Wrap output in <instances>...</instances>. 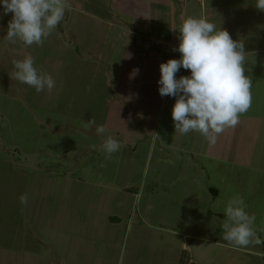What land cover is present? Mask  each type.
<instances>
[{
    "label": "crops",
    "instance_id": "0c3cea01",
    "mask_svg": "<svg viewBox=\"0 0 264 264\" xmlns=\"http://www.w3.org/2000/svg\"><path fill=\"white\" fill-rule=\"evenodd\" d=\"M67 4L42 56L41 48L9 44L5 30L11 13L0 15V41L5 42L0 69L4 84L14 86L7 87L4 96L24 101L28 113L43 110L40 118L32 116L37 128H30L23 117L16 121L14 131L25 142L17 140L19 144L12 146L27 163L14 157L1 161L13 171L27 168L29 181L40 177L47 182L38 206L45 222L35 219L39 211L33 200L32 214L19 228L22 237L11 247L18 255L0 256V262L264 264V222L254 223L259 244L237 247L222 240L226 201L236 194L246 197L237 186L241 172L252 179L249 197H264V11L255 8L254 0H67ZM188 16L212 20L234 40H242L248 53L244 67L252 81L251 107L235 127L218 135L215 144L198 132H175L171 116L175 98L158 93L159 65L179 59L173 51L179 43L176 30ZM69 37L73 61L67 58ZM166 46L172 48L170 55ZM6 51L13 59H23L24 53L33 56L38 70L55 80L54 88L37 92L15 80ZM134 69L139 73L133 78ZM86 70L91 78L84 76ZM188 74L181 69L177 78ZM85 86L95 111L85 112L80 125L54 128L47 116L54 105ZM164 116L168 127L161 126ZM100 125L104 134L96 133ZM64 132L83 135L86 143L53 146L42 137ZM108 136L121 145L110 158L100 150ZM73 152L81 155L71 156ZM113 155L118 159L110 164ZM52 156L60 169L45 166ZM53 182L59 188L50 187ZM83 182L88 188H79ZM36 195L33 191L31 197ZM245 210L252 214V205H245ZM28 238L33 248H27Z\"/></svg>",
    "mask_w": 264,
    "mask_h": 264
},
{
    "label": "clouds",
    "instance_id": "9594fccd",
    "mask_svg": "<svg viewBox=\"0 0 264 264\" xmlns=\"http://www.w3.org/2000/svg\"><path fill=\"white\" fill-rule=\"evenodd\" d=\"M254 6L264 11V0H254ZM67 8V0H0V15L11 13L5 35L8 43L42 46L64 19ZM176 31L179 43L173 51L180 57L159 65L158 93L175 98L171 111L175 132H198L209 144H215L218 135L225 128L235 127L251 107L252 81L244 67L248 53L242 40H234L206 17L188 16ZM12 66V77L37 92H50L55 86L53 77L39 71L31 55L13 59ZM181 69L189 70V74L177 78ZM138 73L139 69H134L131 76ZM105 132L103 125L97 126V134ZM120 147L108 136L100 150L110 158ZM19 201L27 204V195L22 194ZM223 214L222 240L237 247L261 243L254 231L256 217L245 210L239 194L226 201Z\"/></svg>",
    "mask_w": 264,
    "mask_h": 264
},
{
    "label": "rangeland",
    "instance_id": "374dc122",
    "mask_svg": "<svg viewBox=\"0 0 264 264\" xmlns=\"http://www.w3.org/2000/svg\"><path fill=\"white\" fill-rule=\"evenodd\" d=\"M69 11V10H68ZM7 30V29H6ZM5 30V31H6ZM5 33V32H4ZM6 35V33H5ZM6 38V36H5ZM71 38L69 37V48H70V54L67 55V58H70V61H73V57H75L73 50V46L71 44ZM4 40L1 39L0 41V49H2L5 44L3 42ZM47 39L44 41L42 46L33 45L31 47H36V49L41 48V52L38 53L40 56L45 54L44 45L46 43ZM23 45V44H22ZM72 48V50H71ZM169 50V47L166 46ZM34 48L32 51H36ZM38 50V52L40 51ZM172 50V49H171ZM6 53H9V51H6ZM167 53V52H166ZM28 55V53H24ZM168 54V53H167ZM3 54L0 53V57H2ZM8 61V64H12L13 60V54L9 53L7 56H5ZM42 58V57H41ZM6 63V64H7ZM8 68V67H7ZM89 70H86L84 73V76L90 77V74H88ZM2 69H0V256L4 259H13L14 256L18 255V252H13L11 250V247L13 244L16 246V240L22 237V230L19 229L20 225L23 224V221L26 223V221L29 219L28 217L32 214V212L29 211L30 204L33 200H37L38 203L37 209L39 211L38 214L40 216H35V219L38 221L42 217V223L45 222L44 220V213H40L39 210V199H42L41 197L44 195V190L47 188L46 184L47 182L44 181V178L41 179L40 177H36L35 180L29 181V171H27V168H22L19 171H13V166L9 168L8 162H2L3 159H10L12 160L13 157L16 162H26L27 158L22 159L21 156H19L18 151H14L12 144H15L16 146L19 144L18 141H23V137L20 136L18 138L19 134L15 133V127H16V121L18 120V117H23V121L26 122L30 128H37V125L33 119V115L37 114V117L40 118V114L43 113L42 109H38L36 111H28L22 106L24 101L15 102L14 100L4 96L7 87L9 89H12V85H5L3 82V76H2ZM73 73V71H72ZM98 76V74H96ZM91 78V77H90ZM2 79V80H1ZM5 80V79H4ZM97 82V81H96ZM72 89H75L78 87L77 84H70L69 86ZM90 87V85H89ZM71 91V90H70ZM68 98V100H63L54 105L53 111L49 113L48 118H50L52 122V126L54 128H64L69 123L70 125H80L79 119H81L82 115H85L86 113H93V107H91V103L89 102L91 100L92 93L90 92V89L87 91V86H85L84 90L82 91H76ZM26 105L28 102H25ZM49 104L53 105L54 102H48ZM95 111V110H94ZM66 114H69L70 116H65ZM44 115V114H43ZM85 118V117H84ZM89 118V117H88ZM167 116L163 117L162 125L163 127H168L167 125ZM166 125V126H165ZM64 126V127H63ZM171 128V127H169ZM173 128V127H172ZM15 130V131H14ZM44 141L46 143H50L53 146H59L61 144H72V143H86L85 136L83 135H77L76 132H64L62 134H57V136H50L49 134L42 135ZM16 139V140H15ZM15 140V142H14ZM18 140V141H17ZM27 143V142H26ZM90 143V142H89ZM95 144V143H94ZM19 149V148H18ZM46 150H43V153ZM80 152V150H79ZM5 153V154H4ZM25 153V152H23ZM61 154L63 156L64 153L58 152V154ZM145 151L143 150L141 152V155H144ZM57 155V153H54ZM67 154V153H66ZM70 154V153H69ZM69 154H67V157H69ZM81 155V153H74L71 156ZM94 153H90V155L93 156ZM79 155V156H80ZM24 158V155H22ZM92 156L90 158H92ZM96 156V155H94ZM54 157H50L45 162V166L50 169L52 166L53 168H61V165L59 163H56V161L52 160ZM74 158V157H73ZM115 159H118V156H114L110 164H112V161ZM59 162H62L63 158L58 159ZM50 161V163L48 162ZM96 164V163H95ZM109 164V163H108ZM77 167V163L75 165H70L69 168ZM42 170V169H40ZM118 172V171H117ZM42 172L38 171V174H41ZM252 179L248 178L246 174L241 172L239 174V181L237 183L238 189L246 191V197L243 198L245 200V205H252V214L255 215L256 219L255 221H262L264 222V209L261 207H264V197H261L258 195V197L250 196L251 186L249 185L251 183ZM83 182L79 186L81 189L88 188L87 185H84ZM50 187L59 188V185L57 182H53L50 184ZM33 191H37V198L31 197V194ZM136 190H134L135 192ZM236 193V192H235ZM234 193V194H235ZM22 194H26L28 197V202L25 205H21L19 201V197ZM230 198V197H229ZM228 198V199H229ZM43 208V207H42ZM259 208V209H258ZM26 210V212H25ZM259 211V212H258ZM261 213V214H260ZM44 216V217H43ZM29 237V232H28ZM16 239V240H15ZM30 238L26 241L27 248L32 247V244L30 246ZM18 250V249H17ZM35 250L40 251V248H36ZM0 264H13V261H7L4 263V261H1Z\"/></svg>",
    "mask_w": 264,
    "mask_h": 264
},
{
    "label": "built area",
    "instance_id": "2783aa9c",
    "mask_svg": "<svg viewBox=\"0 0 264 264\" xmlns=\"http://www.w3.org/2000/svg\"><path fill=\"white\" fill-rule=\"evenodd\" d=\"M171 49H172V48H169V50H167V49L165 48V50H166L165 53L167 52L168 54H167V53H166V54H167V55H170V54L172 53V50H171Z\"/></svg>",
    "mask_w": 264,
    "mask_h": 264
}]
</instances>
